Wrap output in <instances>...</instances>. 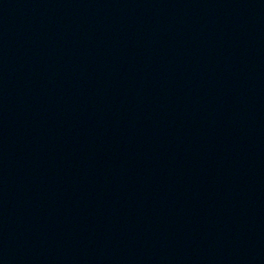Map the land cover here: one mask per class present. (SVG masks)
Masks as SVG:
<instances>
[{
	"label": "water",
	"instance_id": "water-1",
	"mask_svg": "<svg viewBox=\"0 0 264 264\" xmlns=\"http://www.w3.org/2000/svg\"><path fill=\"white\" fill-rule=\"evenodd\" d=\"M0 264H264V0H0Z\"/></svg>",
	"mask_w": 264,
	"mask_h": 264
}]
</instances>
